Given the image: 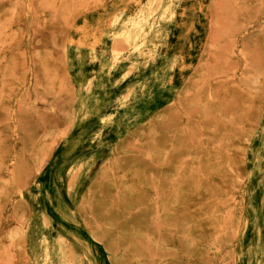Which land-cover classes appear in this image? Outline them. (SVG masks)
<instances>
[{"label":"rangeland","instance_id":"1","mask_svg":"<svg viewBox=\"0 0 264 264\" xmlns=\"http://www.w3.org/2000/svg\"><path fill=\"white\" fill-rule=\"evenodd\" d=\"M0 264H264V0H0Z\"/></svg>","mask_w":264,"mask_h":264},{"label":"bare ground","instance_id":"2","mask_svg":"<svg viewBox=\"0 0 264 264\" xmlns=\"http://www.w3.org/2000/svg\"><path fill=\"white\" fill-rule=\"evenodd\" d=\"M84 32H85V31H84ZM85 37H86V36H85ZM93 38L95 39V37H93ZM81 39H82V38H81ZM81 39H80V40H81ZM77 40H78V39H77ZM78 41H79V40H78ZM94 42H95V41H94ZM92 43H93V41H92ZM90 44H91V43H90ZM90 44H89V45H90ZM93 44H94V43H93ZM93 44H92V45H93ZM88 47H89V46H88ZM90 47H91V46H90ZM91 48H92V47H91ZM91 48H90V49H91ZM111 55H112V54H111ZM111 57H112V56H111ZM93 58H94V57H93ZM93 58H92V59H93Z\"/></svg>","mask_w":264,"mask_h":264}]
</instances>
